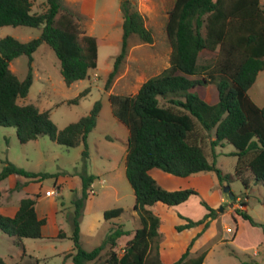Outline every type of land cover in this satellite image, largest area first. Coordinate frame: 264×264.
<instances>
[{
	"label": "trees",
	"instance_id": "1",
	"mask_svg": "<svg viewBox=\"0 0 264 264\" xmlns=\"http://www.w3.org/2000/svg\"><path fill=\"white\" fill-rule=\"evenodd\" d=\"M32 0H0V27L4 25L40 28L39 36L25 42L13 36L0 38V125L16 129L21 143L47 135L52 141L75 147L87 146L88 134L95 127L101 109L97 100L88 114L58 129L48 110L34 104L21 105L32 83L33 53L45 42L60 62V73L70 85L83 80L97 66V42L93 35L79 26V15L64 5L63 0H46V8L32 13ZM122 14L121 49L115 56L104 89L108 90L128 51L129 38L136 35L142 42L152 43L151 31L143 15L130 0L120 2ZM165 32L171 52L169 66L147 78L134 94L109 93L113 116L128 129L124 158L125 175L134 193L133 209L141 225L133 230L123 247L121 236L129 231L119 225L108 231L102 242L91 250L80 244V221L85 200L89 197L93 174L80 173V195L72 199L73 211L67 220L71 233L62 230L57 237H69L73 251L65 254L72 264H165L160 256L161 225L164 223L157 203L171 207L197 195L194 188L166 189L158 184L150 171L159 168L174 176L186 177L202 171H214L220 184L233 178L208 160L198 129L213 133L212 150L224 141L235 148L234 176L248 186L247 175L264 184V106H258L247 91L258 73L264 70V5L260 0H174L167 11ZM203 49H216L212 65L200 66ZM28 59V72L19 79L10 69V62L20 55ZM213 84L217 91L214 101L205 100L195 87ZM89 91H81L69 103H76ZM163 100L165 103L161 104ZM199 127V128H198ZM87 157L86 149L82 151ZM11 174L37 177L10 162L0 170V182ZM249 178V179H250ZM1 195V192H0ZM38 194L22 197L14 216L0 213V230L23 245L22 238H41L44 218L35 210ZM207 212L198 220L180 216L185 223L177 231L203 224V229L189 242L180 257L171 264H201L205 252L191 256L193 243L216 217L215 209L204 200ZM245 206L244 203H241ZM122 207L105 209V219L118 217ZM235 212L252 226L255 222L242 208ZM0 264H8L0 257Z\"/></svg>",
	"mask_w": 264,
	"mask_h": 264
},
{
	"label": "rangeland",
	"instance_id": "2",
	"mask_svg": "<svg viewBox=\"0 0 264 264\" xmlns=\"http://www.w3.org/2000/svg\"><path fill=\"white\" fill-rule=\"evenodd\" d=\"M70 1L69 8L79 15L80 29L95 36L98 42L97 66L89 70L83 80L67 85L60 73L58 58L53 50L42 42L33 53L31 64L33 75L28 93L25 97L18 98L17 102L21 105L31 103L40 110H48L56 127L62 129L88 114L94 102L100 100L101 109L96 125L88 134L87 146L80 144L75 147L58 144L47 135H40L34 140L21 143L14 127L0 125V170L10 162L27 171L40 174L37 177L23 176L32 184L56 189L59 186L58 178L65 180L70 176L80 177V173L95 175L96 179L90 186V195L85 200L80 221V244L84 249L91 250L102 242L110 229L121 225L129 231V234L119 238L118 242L121 245L125 239L131 237L133 230L141 225L140 216L133 209L134 193L125 175L124 158L128 129L113 116L107 95L132 94L137 85H141V82L169 66L171 47L165 32V23L167 11L174 0H130L143 15L145 25L152 33L153 42H142L136 35L129 38L126 55L128 59L125 58L120 65L108 90L104 89V84L112 69L114 58L121 49L123 19L119 3L122 0H86L87 5L85 4L86 7L83 9L82 0ZM260 1L264 5V0ZM45 7L46 0H32L31 12L40 13ZM39 34L40 28L36 27L21 25L0 27V38L10 35L22 42ZM107 39L116 42L107 43ZM216 57V49H203L199 54L198 64L212 65ZM10 64L11 70L19 79L26 76L28 72L26 55L18 56ZM86 88L89 89L88 93L79 98L78 102L69 103ZM195 89L201 91L208 103L217 97L213 84L198 85ZM247 93L258 106H264V70L258 73ZM160 103L163 104L165 101L161 100ZM197 132L202 137L208 160H213L215 151L216 166L223 174L229 173L233 176L228 183L226 181L220 184L214 171H202L179 177L155 168L150 174L166 189L194 188L198 195H191L187 203V210L191 211L189 212L191 215L201 213L197 205L200 199L215 209L217 215L210 221L213 223H209L204 236L205 242L197 252L210 250L203 264H264V230L261 226H252L235 212V208L245 209L255 222L264 226V184L255 182L250 178V174H246L248 186H245L241 179L234 176L237 158L230 154L235 150L234 146L224 141L223 145H218L212 150L210 142L214 138L213 133L202 128ZM85 149L87 157L84 158L82 151ZM19 187L16 185L13 189L6 188L3 195L18 197L22 194ZM60 189L61 195L55 197L59 207L58 219L64 218L65 215L67 217L73 211L72 199L76 197L72 198L74 191L68 188L67 181H64ZM229 193L234 195L233 207L226 205L230 202ZM221 197L223 202L220 201ZM158 205L164 217H168L169 214H165V205L162 203H157L153 209ZM119 206L123 211L118 217L104 218L105 209ZM200 206L204 207L202 204ZM175 221L178 222L172 215L164 220L162 236L165 240L169 238L182 242L185 238L175 229L177 225ZM60 226L67 236L71 233L69 220L60 222ZM225 226L230 227L231 232L226 231ZM67 236L22 238V243L28 248L23 255L21 244L0 230V257L8 264H72L70 258L64 255L73 251V241Z\"/></svg>",
	"mask_w": 264,
	"mask_h": 264
},
{
	"label": "crops",
	"instance_id": "3",
	"mask_svg": "<svg viewBox=\"0 0 264 264\" xmlns=\"http://www.w3.org/2000/svg\"><path fill=\"white\" fill-rule=\"evenodd\" d=\"M63 3L67 7H70V5H71L70 0H63ZM85 4L87 5L86 0H82L81 1V9H83V7H86ZM119 7H120V3H119ZM120 12H121V10H120ZM96 42H97V40H96ZM115 42H116V40L107 39V43H115ZM97 45H98V42H97ZM126 58L128 59L127 56H126ZM10 65H9V67H10ZM119 77H121V75ZM139 86H140V84L137 85L136 90L132 94L137 92ZM63 180H64V178H58L57 179V183H58L57 185H59V186H57L58 189H56L55 195L46 196L44 194V191L46 189H48V187L45 188L40 184L39 185L32 184L30 182V180H28L27 178L20 176V175H16V174L9 175L8 177H6L4 180H2L0 182V184L3 183L2 186L0 185V192H1V195H0V213L5 215V216L12 217L15 215V213L18 209V202L22 197L33 196V195L38 194V197L36 199V204H35V210L37 213V217L39 219L44 218L46 220V222L42 225V231H41L42 237H44V238H55V237H57L60 230L64 231L60 226V222L62 223L64 220H67L66 215L64 218L60 217L58 219L59 207H58V204H57L55 197L61 195L62 190L60 189V187L64 184V181L65 182L67 181L68 182V188H70L71 190L74 191L72 193V198H74V196H76V197L79 196L81 188H82V181H81V178L79 176H74V177L70 176L69 178H66L64 181ZM16 185L20 186L19 190L22 192L21 195H19L18 197H15V198H14V196L8 197V195H3L5 192L4 189H6V188L13 189ZM201 200H203V199H200L199 202L197 201V205L200 208L201 213L199 215H196V216L191 215V213H189L191 211L187 210V203H189L190 197L186 201H184L178 205L171 206V207L165 206V214L168 213L169 214L168 217H166V216L164 217V215H163L164 213H162L159 205L157 206V208L156 207L155 208H156V210H158L159 214L161 215L163 222L165 219L167 220V218H170L172 215V218L175 217V219L178 221V222L175 221L176 224L179 225V224H183L186 222L185 219L181 218L180 216L188 217V218H191L193 220H198L201 217H203V215L207 212V210L205 207L200 206ZM220 201H222V202L224 201L222 197L220 198ZM184 207H186V208L184 209ZM170 211L172 213H170ZM237 216L240 217V215H237ZM59 220H60V222H59ZM234 221L236 222V224H238L235 219H234ZM209 223H213V222H209ZM162 226H163V224L161 225V229H160L161 231H162ZM227 227L228 226H225V230ZM202 229H203V224L197 225L194 227H190L187 229H183L182 231H177V232H179L180 235H183V237L185 238V240L184 241L182 240V242H180V241L176 242L175 240H169V238H168V240H165V237L162 236V240L160 243V256H161L162 261L165 264H171L174 261H176L180 257V255L184 252V250L186 249V247L189 244V242L191 241V239L198 232H200ZM237 229H238V225L236 226V231H237ZM206 232H207V228L201 233V235L199 237H197V239L193 243V246H192L191 251H190L191 256H193V254H196L195 256H197L201 252H205V256H204V259H203L201 264L204 263L205 259L208 257L209 252H210V250H202L199 253H197L198 250L200 249V247L205 242L204 236H205ZM163 238H164V240H163ZM128 239L129 238L125 239V241H123V243L121 245H119L120 242H118V246L123 247V245L125 244V242ZM22 250H23V255H25L28 248L23 244ZM66 253H68V252H66Z\"/></svg>",
	"mask_w": 264,
	"mask_h": 264
},
{
	"label": "built area",
	"instance_id": "4",
	"mask_svg": "<svg viewBox=\"0 0 264 264\" xmlns=\"http://www.w3.org/2000/svg\"><path fill=\"white\" fill-rule=\"evenodd\" d=\"M44 194H45L46 196H52V195H55V194H56V188H53V187L48 188V189L45 190ZM226 231L231 232V228H230V227H227V228H226Z\"/></svg>",
	"mask_w": 264,
	"mask_h": 264
},
{
	"label": "water",
	"instance_id": "5",
	"mask_svg": "<svg viewBox=\"0 0 264 264\" xmlns=\"http://www.w3.org/2000/svg\"><path fill=\"white\" fill-rule=\"evenodd\" d=\"M226 187H227V188H225V190L227 191V190H228V186L226 185ZM228 196H229L228 198H229L230 202L227 203L226 205H227L228 207H233V202H232V200H233V198H234V195H233L232 193H229ZM221 210H222V207H221Z\"/></svg>",
	"mask_w": 264,
	"mask_h": 264
}]
</instances>
